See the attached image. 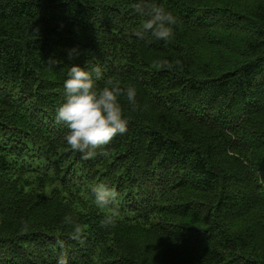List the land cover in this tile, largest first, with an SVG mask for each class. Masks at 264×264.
<instances>
[{
	"label": "trees",
	"instance_id": "16d2710c",
	"mask_svg": "<svg viewBox=\"0 0 264 264\" xmlns=\"http://www.w3.org/2000/svg\"><path fill=\"white\" fill-rule=\"evenodd\" d=\"M140 2L0 0V264H264V0H149L178 17L170 43L134 35ZM73 65L137 90L87 160L54 121ZM98 182L120 193L110 229Z\"/></svg>",
	"mask_w": 264,
	"mask_h": 264
},
{
	"label": "clouds",
	"instance_id": "9594fccd",
	"mask_svg": "<svg viewBox=\"0 0 264 264\" xmlns=\"http://www.w3.org/2000/svg\"><path fill=\"white\" fill-rule=\"evenodd\" d=\"M134 10L144 18L134 31L138 39L147 40L150 36L152 40L149 43H170L174 39L178 17L171 11L149 0H141L134 5ZM164 65H168V62L164 61ZM66 77L63 81V101L54 109V121L67 129L64 135L67 146L80 153L83 159H91L93 149L106 146L114 137L127 132L128 121L120 98L124 96L130 105L135 106L137 90L131 85L126 90L116 86L99 88L96 83L102 78L99 67L89 71L85 67L73 65L67 70ZM90 192L93 204L98 209L107 210L100 220V226L105 229L115 227L119 213L114 205L120 193L108 182L96 183ZM65 224L71 226L72 238L80 239L82 227L70 216L65 217ZM27 228L26 224L22 226L24 231ZM60 246L63 247L62 242ZM56 264H69L67 255L58 257Z\"/></svg>",
	"mask_w": 264,
	"mask_h": 264
},
{
	"label": "bare ground",
	"instance_id": "6f19581e",
	"mask_svg": "<svg viewBox=\"0 0 264 264\" xmlns=\"http://www.w3.org/2000/svg\"><path fill=\"white\" fill-rule=\"evenodd\" d=\"M11 222V221H10ZM8 226V225H7Z\"/></svg>",
	"mask_w": 264,
	"mask_h": 264
}]
</instances>
